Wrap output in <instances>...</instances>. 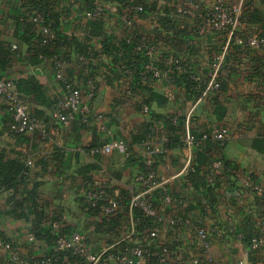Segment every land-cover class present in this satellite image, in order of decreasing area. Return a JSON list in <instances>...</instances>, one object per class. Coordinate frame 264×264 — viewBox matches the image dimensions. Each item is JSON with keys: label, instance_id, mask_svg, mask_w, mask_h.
<instances>
[{"label": "crops", "instance_id": "obj_1", "mask_svg": "<svg viewBox=\"0 0 264 264\" xmlns=\"http://www.w3.org/2000/svg\"><path fill=\"white\" fill-rule=\"evenodd\" d=\"M26 1L0 0V42L9 43L14 51L10 63L0 70V76L14 81L34 76L50 98L59 99L64 96L63 81L55 78L50 60L41 59L32 64L28 58L30 46L19 39L22 17L27 14ZM49 1L53 11L59 13L60 31L76 37L87 46L83 54L71 52V61L63 69L64 77L84 89L85 78L93 72L97 91L91 101L84 100L76 118L67 126H59L56 132L52 129L55 122L50 118V109L29 103L32 112L39 110L41 116L48 120L50 135L44 141L38 137L17 138L11 135L7 131L9 114L0 98V149L21 153L24 158L32 160L28 187L39 183L40 202L45 205L46 212L45 228L52 225L51 222L58 224H54L58 226L55 230L70 226V233L81 232L94 252L124 242L145 246L143 243L152 228H139L140 221L133 208L123 204L118 213L112 215L119 214L118 223L113 221L108 225L111 229L99 230L97 224H101L102 216L89 214L83 208L82 197L91 187L104 185L109 187L112 198L122 201V193L128 190L133 177L141 170L139 162L129 163L127 156L121 153H92L90 149L93 146L121 139L126 142L129 154L140 159L143 144L149 142L160 150L153 156V161H157L158 175L166 180L168 194L173 198H183L182 203L171 204L158 199L156 205L158 234L150 242L154 246L168 247L170 264H195L194 259L198 260L197 264H208L196 243L195 221L200 220L206 227L221 223V213L227 209L232 211L235 231L222 238L211 237L215 263L238 264L242 261V264H264V250L248 253L250 237L264 231V201L237 185L234 177V174L251 172L264 186V50L242 51L228 42L224 33H199L202 11L209 8L211 0H191L189 4L193 13L190 16L176 15L171 0ZM226 1L244 11L242 32L264 35V0ZM92 4H107L116 10L107 11L94 22L84 16ZM138 4L144 6L145 11L134 14L133 8ZM124 15L132 17L130 30L134 34L144 35L155 45L153 61L160 67H169L161 78L141 83L164 97L163 103L152 102L151 108L155 113L182 116L185 119L183 138L194 129L208 130L223 125L233 131L244 132L242 137L234 138L217 149H200V152L230 164V167L222 164L217 169L216 181L210 186L194 185L187 176L188 165L196 159V149L177 146L162 152L165 146L160 140L159 127L158 132L146 136L145 140H133L139 134V127L149 120L148 109L145 111V106L141 108L146 93L140 91L130 76L116 78L110 68L102 65L110 64V56L101 54L97 58L90 53V50L92 53L100 52L108 43L118 44L125 37L129 29L120 22ZM93 23H98L100 28H93ZM215 52H223L224 65L228 67V76L222 80V87L202 94L197 100L188 98L184 87L171 77L173 70L169 61L173 57L180 60L178 72L186 69L206 72ZM217 101L226 108L222 120H217L212 113ZM98 114L103 116L101 122L94 120ZM11 195L10 189L0 188V233L26 256H39L51 247L44 240L29 241L30 224L7 214ZM55 217L58 221H50ZM185 218L189 222H180ZM137 264L156 263L155 260H147Z\"/></svg>", "mask_w": 264, "mask_h": 264}, {"label": "built area", "instance_id": "obj_2", "mask_svg": "<svg viewBox=\"0 0 264 264\" xmlns=\"http://www.w3.org/2000/svg\"><path fill=\"white\" fill-rule=\"evenodd\" d=\"M190 2V0H173L174 13L178 16L192 15L193 9L189 4ZM133 9L134 14L145 11L141 4L136 5ZM109 10L115 11L116 7L107 4H95L93 8L85 10L84 16L88 19H96ZM241 16L242 8L240 6L228 3L226 0H211L209 8H206L204 13H202V21L198 32L201 34L224 32L228 42L232 45L246 51L264 50V35L256 32H242L240 28L242 24ZM31 20L36 24H41L39 36L42 38V43H46L54 37L51 27L48 24H42L44 23V19L41 12L32 16ZM120 22L129 29L124 37L125 44L130 47L133 53L149 58L143 66L144 71L151 72L155 79L161 78L166 73V70H163L152 61L156 52L155 45L144 35H136L130 30L132 19L129 16H122ZM49 60L55 78L62 80L65 84L64 96L58 100L51 114V118L55 122V127L52 129L56 132L59 126H67L76 118L84 100L91 101L93 99L95 86L90 82L87 90L84 91L81 87L68 82L63 75L65 61L60 53L53 55ZM121 69L127 74L131 73L123 64L121 65ZM227 76L228 67L224 65L223 52H215L210 57L209 71H199L191 75V79L194 81H202L204 79L205 88L202 94L205 95L208 91L219 90L222 80H225ZM0 98L4 101L7 112L11 117L10 130L12 132L26 136L37 133L42 139L49 137L50 128L47 121L30 112L28 103L16 91L13 80L0 76ZM144 110L147 111V108H144ZM102 118V114H98L94 120L101 122ZM174 121L176 122V119ZM160 134V140L165 146L167 138L161 127ZM243 135V131H233L228 126H219L213 128L208 133L202 134L200 137L191 133L187 134L183 139V145L189 149H195L208 137L213 141L223 144L234 138H240ZM90 151L100 154L118 152L125 156H128L130 153L126 142L121 139H112L107 143L95 145ZM159 151L149 142L143 144L141 156L146 167L151 165L153 156L159 153ZM163 151H166V148H163ZM26 164L32 165V160L27 159ZM222 164V161L218 159L208 166L206 176L208 183L215 182V173ZM190 167L191 164L188 165V168ZM235 180H237L241 188L252 194L260 195L264 193V186L256 181L251 172L242 173ZM128 190L131 193L130 206L140 207L146 215L153 216L158 221L159 217L151 204L154 191L159 190L162 194V200L167 204L183 202L182 196L173 198L168 194L166 180L154 170H140L137 172L129 184ZM85 198L90 207L95 206L100 200H107V204L102 209L103 216H109L119 208V201L108 197L104 185H96L88 189L85 192ZM221 217L223 222L214 223L210 227L204 226L200 220L195 221L196 243L200 247L201 253L208 264H216L211 253V237L216 235L222 238L225 234H232L235 231L232 211L229 209L223 210ZM180 222L186 223L189 222V219L185 218ZM57 227L55 225V228ZM157 234L158 230L156 227L152 228L148 234L149 241L156 239ZM239 235L240 237L242 236L241 233ZM27 239L33 241L31 233L27 234ZM154 247L151 250L148 245L131 244L124 247L120 246L116 251H110L109 248L104 251L94 252L85 244L82 234L78 231L72 232L69 236H60L55 241V250L71 249L74 254L83 256L87 264H137L140 261L147 260H155L156 264H170L168 247L165 245H155ZM263 250L264 231H259L250 237L248 241V253H258ZM57 259L58 256L53 253H43L29 263L18 247H12V243L0 240V263L2 264H55ZM194 263L197 264L198 260L194 259ZM238 264H242V261H238Z\"/></svg>", "mask_w": 264, "mask_h": 264}, {"label": "trees", "instance_id": "obj_3", "mask_svg": "<svg viewBox=\"0 0 264 264\" xmlns=\"http://www.w3.org/2000/svg\"><path fill=\"white\" fill-rule=\"evenodd\" d=\"M171 1L173 7V0ZM24 6L26 8L27 14L25 13L24 16L22 17L23 25L20 32L21 36L19 39L23 40L30 46L28 58L32 64L38 63V61H40L41 59H50V57H52L57 53H60L62 55V58L64 59L66 64L68 61H71V52H75L76 55H80L85 52V49L87 47L86 43L79 41L76 37L68 36L60 31L59 23H58L59 13L53 11L51 2L49 0H27L24 3ZM94 6L95 4H92L91 6L89 5L88 9L93 8ZM205 9L206 8L203 9L202 13H204ZM38 12H41L43 15L44 23L42 24H48L51 27L52 33L54 35V37L50 41H47L46 43H42V38L39 36V29L41 24H36L31 20L32 16H34ZM173 12H174V7H173ZM243 13L244 11L242 10L241 20L243 17ZM101 17L92 20L94 22H97ZM129 17L132 18L131 16ZM93 28L99 29L100 25H98V23H93ZM234 47L239 48L242 51H246L238 46L234 45ZM92 51L93 50H90L91 55L97 56V58H100L101 54L110 56L111 57L110 64L107 66L104 65V63H102V65L106 66L107 68H110L111 71L115 73L114 75L116 76V78L130 76L134 80V82H136V85L140 87V91H144L146 93L145 95H143V103L141 108L145 106L148 109L149 120L144 122L139 127V134L137 136H134L133 140L136 142H141L145 140L146 136L150 137L155 132H158V127L159 128L161 127L163 128L165 136L167 138V141L165 142L166 150H169L177 146H184L183 145L184 138L182 136V132L184 131L185 128V119L177 113H166V114L155 113L151 108L152 102L156 101L157 103H163L164 97L161 96L160 94L153 92L147 86L141 84L143 81L155 79L152 76L151 72L144 71L143 69L144 64L149 60V58L141 54L133 53L130 47L125 44L124 38L121 41H119L118 44H112V43L106 44L105 46H103L100 52L92 53ZM12 54H14V51L12 50L11 45L9 43L0 42V70H4L6 66L10 63V57ZM169 63L170 65H172L171 69L173 71L171 73V77L173 78L174 82L179 83L184 87L188 98L192 100L199 99L202 96V93L205 88V84L203 83L204 79H202V81H194L193 79H191V75L196 74L199 71L193 69H186L185 71L178 72L177 70L181 68V63L180 60L176 57H173L169 61ZM122 64L130 70L131 72L130 74L125 73L124 70L121 69ZM161 68L163 70L169 69V67H161ZM90 69H91V65H90ZM93 77H94V73L90 72V77L88 76L85 78L86 80L84 83L85 86L83 89L84 91L87 90L90 82L95 86V92L97 91L96 83ZM66 80L73 85H77L69 79ZM13 82L16 91L24 98V100L28 103V105L29 103L33 102L36 103L37 105H42L49 108L50 118H51V114L54 111L56 104L60 98L59 99L50 98L47 95L45 87L34 76H29L27 78H19L15 81L13 80ZM222 84L223 82L221 83L220 88L222 87ZM63 87L65 90L64 82H63ZM82 87L83 86H81V88ZM30 112L35 116L43 117L41 116V112H39V110H35L34 112L30 110ZM212 113L217 120H222V118L226 113V108L223 104L217 101L214 103ZM175 119L176 122L174 121ZM44 120L48 121L45 118ZM10 123H11V117L9 116L7 131L11 135L17 138L28 137L24 134H17L12 132L10 130ZM211 130L212 129H208V130L194 129L190 133L194 134L197 137H200L202 134L208 133ZM31 136L38 137L42 141L45 140L42 139L40 135H38L37 133ZM225 143L220 144L216 141H213L210 137H208L203 141L202 144H200L198 147L195 148L197 150V156L196 159L191 164V167L188 169V174H187L188 178L193 182L194 185H196L197 183H201L204 184L205 186L206 184L210 186V183H208L206 179L207 168L208 166L211 165L213 161L220 159V158L214 159L212 156L210 157L209 155L200 152V149L204 147H206V149L211 147L217 149L218 146L220 147ZM26 160L27 159L24 158L21 153L0 149V188L10 189L12 191V195L9 197V202L11 203L10 205L11 207L7 211V214L10 215L13 214L18 218L24 219L26 222L30 224L31 226L30 233L33 236V241L31 242H34L35 240H44L45 242H47L51 248L47 249L43 253H53L54 255L58 256V259L55 262V264H87L83 256L74 254V252L71 249L55 250L56 239L60 236H69L71 234L70 226L66 225V227H64L63 229L59 228L58 230H55L56 228L54 224L57 223L51 222L52 225L50 224L47 228H45V226L43 225L44 222L46 221L45 205L40 202V192L38 188L39 183L35 182L31 188L28 187V183L30 182V173H31L32 165H27ZM220 160L222 161L224 167H230L229 162L223 159ZM127 161L129 163L139 162V166L141 170L143 171L154 170L157 173L156 159L152 161L149 167L145 166L144 160L142 158L140 159L135 158L132 154H129L127 156ZM251 175L254 177L253 173H251ZM234 177L235 179H237L238 175L234 174ZM235 182H237V180H235ZM105 191L108 194V197L112 198L109 187L105 186ZM255 196L259 197V199L264 201V193ZM130 198H131L130 191L129 190L124 191L122 193V201L116 199L119 201V208L123 204L130 206L129 203ZM158 199L159 200L162 199V194L160 193L159 190L153 192V199H151L152 200L151 204L155 211H156V205ZM82 203H83V208L89 214L90 213H92L93 215L100 214V216H102L101 224L100 223L97 224L98 225L97 229L109 230L111 229V227L108 225H110L111 222L114 221L116 222L115 224L118 223L117 217L119 216V214L116 215L115 217H112V215L117 214L119 208L109 216H103L102 214L103 206L107 204V200L105 199L100 200L97 202L95 206L90 207V205L87 204L84 194V196L82 197ZM130 207L133 208L134 214L136 215V217L139 218L140 229H143L145 227L153 228L156 227V225L159 223V221L156 220L155 217L146 215L140 207L138 206H134V207L130 206ZM54 220L58 221L56 217L52 218L50 221H54ZM53 225L54 227H52ZM82 236L84 238L85 244L89 247L86 238L84 237L83 234ZM0 240L10 242L12 243V247H17L16 244L5 238L1 233H0ZM143 244H145V246L148 245V247L151 250L155 248L153 245L154 243L153 242L150 243L148 238ZM127 245H131V244L125 242L119 243L117 246L110 248V251H116L118 247L120 246L124 247ZM23 255L26 257L29 263H31L33 260L38 258V256L28 257L24 253Z\"/></svg>", "mask_w": 264, "mask_h": 264}]
</instances>
